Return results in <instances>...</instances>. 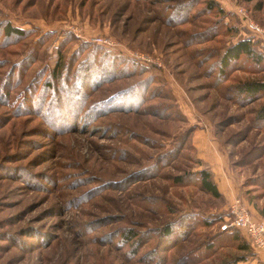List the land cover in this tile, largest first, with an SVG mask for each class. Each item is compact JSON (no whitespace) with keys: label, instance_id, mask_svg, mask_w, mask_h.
Here are the masks:
<instances>
[{"label":"rangeland","instance_id":"rangeland-1","mask_svg":"<svg viewBox=\"0 0 264 264\" xmlns=\"http://www.w3.org/2000/svg\"><path fill=\"white\" fill-rule=\"evenodd\" d=\"M176 1L0 0V23L26 31H0V264H264L263 252L218 237L230 198L191 175L207 159L219 190L264 217V97H226L204 56L222 42L184 40H198L215 13L195 19L194 4L192 22L177 24ZM215 1L238 30L228 43L252 35L264 48L239 12L264 30V0ZM98 48L115 65L88 83ZM60 56L66 80H51ZM233 75L264 80V70ZM168 225L175 234L163 236ZM127 230L134 244L121 239Z\"/></svg>","mask_w":264,"mask_h":264},{"label":"trees","instance_id":"trees-1","mask_svg":"<svg viewBox=\"0 0 264 264\" xmlns=\"http://www.w3.org/2000/svg\"><path fill=\"white\" fill-rule=\"evenodd\" d=\"M179 1H181L178 8L171 10L169 14V20L177 22V24H185V23H191L192 22V15H189L192 10L194 9V4H202L203 5V12L201 13H193L198 14L195 16L196 18H199L203 15H206L207 13L214 12L217 19L215 21L211 22L212 25L206 27L203 31L200 33L196 32L192 35H197L199 37L198 40H189L184 39L185 42L189 45L191 44H197V43H208L215 40H218L222 42L224 46L219 47L218 52H216L215 55L211 54V51H205V58L209 62V68H208V74L215 75L214 81H218L223 87L226 88V91L229 93L226 97L230 98L236 101L237 103H242L243 98L248 99L247 102H245L243 105H246L250 102H254L258 98L264 97V80L259 79H242V81H239L238 78L234 77V72H237L240 70V68H244V71L247 72H255V71H263L264 70V48L260 46V41L254 39V36H246V37H240L237 39L236 42L228 43L226 41V36H234L237 34V29L234 27L233 19L230 16V12H225L224 9L220 6V4L215 0H178L176 4H179ZM186 3H189L188 8H190V11L186 10L187 16H182V11L185 10V7L180 9L179 7H182L186 5ZM182 5V6H181ZM190 12V13H189ZM189 15V16H188ZM229 17H231L229 19ZM177 18V20H176ZM194 18V17H193ZM227 20V21H226ZM202 22H206V20H203ZM174 24V23H173ZM248 27V25H247ZM249 29V27H248ZM250 30V29H249ZM0 31H2L4 38H9L11 36L13 37H23L26 35V31H24L21 28L13 26L10 22L5 21L0 23ZM259 38V37H257ZM93 48V47H92ZM208 48V47H204ZM211 49V48H209ZM102 48L93 49V51L89 54L90 56V63L87 67V73L91 75V78L84 77V80H88L87 82L90 83V81L99 82L104 76L107 74L109 70L113 71V69H110L112 64L114 63V57L110 56L106 52H104ZM60 61L53 67L51 70L50 76L51 80L58 79L59 77L61 81L66 80V77H64V73L66 75V72H64L63 65ZM212 58H216L213 60ZM213 60V61H210ZM241 60H245L253 65H246V66H240L239 62ZM211 62V63H210ZM100 63L101 65L97 67V64ZM93 64V65H92ZM120 64H123L125 66L126 61H121ZM115 65V63H114ZM240 67V68H239ZM102 68V69H100ZM101 80H98L97 77H102ZM236 78V79H235ZM234 84H228L229 81L234 80ZM71 83L72 81L69 80ZM213 82V81H212ZM66 83V87L70 86ZM86 83V82H85ZM84 82L80 81H74V87L77 88V96H84L87 99V95L83 93V87L85 85ZM228 84V85H225ZM47 87H49V84ZM45 85V87H46ZM80 85V86H78ZM224 88V89H225ZM127 90H123V92H120L118 96L125 97ZM225 91V90H224ZM49 92V90H48ZM232 93V94H231ZM49 94V93H48ZM46 95V97L48 96ZM232 95V96H231ZM64 99V100H63ZM111 99V98H110ZM60 100L67 104L68 100L62 96L60 97ZM69 108V107H68ZM67 108V109H68ZM257 119H261L264 121V104L261 106V108L257 111L256 114ZM184 145V141L182 142V146ZM181 146V147H182ZM197 163L201 166L200 169L194 171L191 175L197 179L199 183V187L206 193L212 195L213 197H222V194L218 188L217 182L214 178V173L212 172L209 164L205 162L204 160L197 159ZM174 180L176 183H182L183 176L176 175L174 177ZM224 220V218H223ZM222 222V221H221ZM163 236H172L175 234V231L173 228H171L169 225L166 226L163 229ZM219 236L221 237H230V240L233 242H236L238 244V248L240 250H248L253 249L252 244L244 237V235L237 229H228V230H220L219 228ZM136 233H134L131 230L124 231L121 239H123L124 244H134L133 239L136 238ZM135 252V250H134ZM153 253V252H152ZM151 253V254H152ZM150 253H148L149 255ZM238 262V261H237Z\"/></svg>","mask_w":264,"mask_h":264},{"label":"built area","instance_id":"built-area-1","mask_svg":"<svg viewBox=\"0 0 264 264\" xmlns=\"http://www.w3.org/2000/svg\"><path fill=\"white\" fill-rule=\"evenodd\" d=\"M239 12L245 16L251 31L259 34L264 33V30L258 24L248 19L245 11L240 9ZM96 42L112 45L111 41L102 38L96 39ZM136 57L146 61L149 60L148 57L141 54H137ZM227 210L224 220L219 225L220 230L237 229L252 244L255 251L264 252V217L253 215L246 201L238 196L229 202Z\"/></svg>","mask_w":264,"mask_h":264},{"label":"crops","instance_id":"crops-1","mask_svg":"<svg viewBox=\"0 0 264 264\" xmlns=\"http://www.w3.org/2000/svg\"><path fill=\"white\" fill-rule=\"evenodd\" d=\"M207 142L208 143H210L211 145L214 143L213 141H211L210 139H207ZM218 162V160L214 157V162ZM205 162H208L209 163V161H207V159H205ZM209 165H210V168H211V170H212V172L215 174L216 172H217V170L213 167L212 168V166H211V164L209 163ZM222 171H223V169H222ZM214 178H216L215 177V175H214ZM216 180V179H215ZM217 181V180H216ZM222 194H225L228 198H230V199H228L229 200V202H231L236 196H235V190L233 189V188H231L230 187V189H227V191H226V193H223L222 191H220ZM259 216H261L260 214H259ZM262 217V216H261ZM262 254H264V252L262 253Z\"/></svg>","mask_w":264,"mask_h":264}]
</instances>
